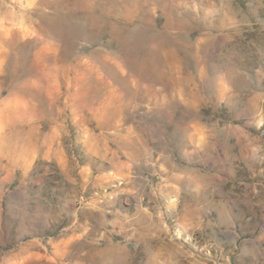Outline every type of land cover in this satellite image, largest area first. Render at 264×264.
Segmentation results:
<instances>
[{"label":"rangeland","instance_id":"obj_1","mask_svg":"<svg viewBox=\"0 0 264 264\" xmlns=\"http://www.w3.org/2000/svg\"><path fill=\"white\" fill-rule=\"evenodd\" d=\"M96 1L0 0V264H264V0Z\"/></svg>","mask_w":264,"mask_h":264},{"label":"bare ground","instance_id":"obj_2","mask_svg":"<svg viewBox=\"0 0 264 264\" xmlns=\"http://www.w3.org/2000/svg\"><path fill=\"white\" fill-rule=\"evenodd\" d=\"M69 1V0H68ZM106 1V0H105ZM109 1V0H108ZM81 2L83 3V4H86V5H88V11H91V12H93L94 10L96 11V10H100V12L101 13H103V15H104V17H107V16H109V11H107V9H106V7L105 6H100V5H97V1L96 0H81ZM63 3H64V1H63ZM72 4V3H71ZM102 4V3H101ZM110 4V3H109ZM124 4V3H123ZM121 5H122V3H121ZM109 6V5H108ZM122 6H124V5H122ZM73 7V6H72ZM80 7V6H79ZM110 7V6H109ZM125 8V7H124ZM87 10V9H86ZM122 10V9H121ZM82 11H83V9H82ZM118 12H120V11H118ZM62 13V12H61ZM66 13V12H65ZM70 13V12H69ZM81 13H83V12H81ZM89 13V12H88ZM100 13V14H101ZM123 13H124V10H123ZM78 14H80V13H78ZM93 14V13H92ZM63 15V14H62ZM69 15V14H68ZM88 15V14H87ZM87 15H85V16H87ZM91 15V14H90ZM90 15H88L89 16V18H90ZM112 15V14H111ZM67 16V15H66ZM94 16V15H93ZM117 16V15H116ZM83 17V16H82ZM95 17H96V15H95ZM94 17V18H95ZM101 17H103V16H101ZM59 18V17H58ZM92 18V17H91ZM122 18V17H121ZM76 19V18H75ZM78 20V19H77ZM110 20V19H109ZM62 21H63V19H62ZM106 21V20H105ZM118 21V20H117ZM79 22V21H78ZM101 22H102V20H101ZM119 23V22H118ZM81 24V23H80ZM83 24V23H82ZM85 24V23H84ZM106 24H108V22L106 23ZM78 25V24H77ZM91 25V24H90ZM97 25V24H96ZM118 25V24H117ZM59 26V25H58ZM60 26H61V24H60ZM102 26V25H101ZM84 27V26H83ZM92 27H93V25H92ZM120 27V26H119ZM59 29V28H58ZM115 29V28H114ZM65 30H66V28H65ZM70 30V29H69ZM122 30V29H121ZM125 30V29H124ZM73 31V30H72ZM111 31V30H110ZM116 31V30H115ZM118 31V30H117ZM97 32V31H96ZM119 32V31H118ZM178 32V31H177ZM105 33V32H104ZM108 33V32H107ZM114 34V33H113ZM92 35H94V34H92ZM123 36V35H122ZM100 37V36H99ZM133 37V36H132ZM92 39V38H91ZM124 39V38H123ZM117 40V39H116ZM123 42V41H122ZM124 43V49H125V41L123 42ZM122 43V44H123ZM122 47V46H121ZM123 48V47H122Z\"/></svg>","mask_w":264,"mask_h":264}]
</instances>
